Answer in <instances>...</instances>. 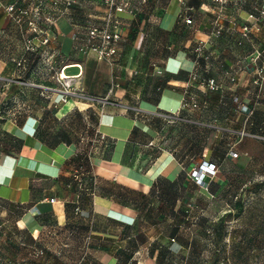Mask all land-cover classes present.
Listing matches in <instances>:
<instances>
[{
    "label": "crops",
    "instance_id": "crops-1",
    "mask_svg": "<svg viewBox=\"0 0 264 264\" xmlns=\"http://www.w3.org/2000/svg\"><path fill=\"white\" fill-rule=\"evenodd\" d=\"M13 1L22 0H0ZM127 1L132 13L119 14L113 63L73 49L72 34L105 11L100 0H76L50 25L51 68L34 52L17 65L23 35L33 31L29 20L16 23L0 7V264H193L206 248L207 225L219 217L210 190L219 182V156L209 141L219 139L220 79L249 75L254 48L264 52V22L243 38L248 2L226 0L219 10L212 0H184L191 22L178 23V0ZM215 19L218 36L211 34ZM38 25L46 26L43 18ZM198 41L207 58L194 52ZM60 69L78 75L86 94L117 105L60 101L46 88L57 86ZM192 70L219 88H197ZM186 91L197 107H181ZM203 111L214 122L200 118ZM177 123L216 129L193 139L176 133ZM202 159L218 168L208 189L187 173Z\"/></svg>",
    "mask_w": 264,
    "mask_h": 264
},
{
    "label": "rangeland",
    "instance_id": "rangeland-1",
    "mask_svg": "<svg viewBox=\"0 0 264 264\" xmlns=\"http://www.w3.org/2000/svg\"><path fill=\"white\" fill-rule=\"evenodd\" d=\"M250 66L249 75L219 81V139L209 141L219 156V182L210 186L219 198V217L207 225L206 248L193 264H264V52ZM255 68L262 75L256 82ZM199 117L214 122L215 115L203 111ZM172 128L193 139L216 129L187 123Z\"/></svg>",
    "mask_w": 264,
    "mask_h": 264
},
{
    "label": "built area",
    "instance_id": "built-area-1",
    "mask_svg": "<svg viewBox=\"0 0 264 264\" xmlns=\"http://www.w3.org/2000/svg\"><path fill=\"white\" fill-rule=\"evenodd\" d=\"M37 2L33 7L22 1H13L6 4L0 2V7L3 9L5 15L16 23H24L30 21V26L33 31L32 35H23L22 48L23 54L19 57L17 65L24 67L26 61V53L34 52L41 58V61L52 67V53L49 52L48 44L51 39L50 25L54 23L57 15L63 14L68 7H70L76 0H36ZM219 5V10L226 0H212ZM104 6L105 11L99 23L88 24L82 32L75 31L72 34V47L75 51L81 54L94 53L97 59L104 60L108 63H113L118 55V47L122 38L120 30V16L119 14L128 11L132 13L129 8L127 0H100ZM180 7L177 13V22L182 21L186 23L191 22V18L186 14L190 7L186 6L184 0H178ZM241 4L244 2L249 3V10L245 11V15L242 17L243 21L240 25V32L243 38H247L251 33L252 28L258 30L264 22V0H238ZM43 20L46 22V26L40 27L38 21ZM213 29L211 34L218 36L222 32V26L218 21L214 20ZM241 41H239L240 43ZM207 47L202 41L194 46L193 50L197 57L207 58L205 49ZM263 55L262 50L254 48V54L250 56L249 61L255 64L256 61ZM254 82L259 78H262L261 69L256 71L254 69ZM78 75H64L63 70L60 69L56 75L57 86H47L49 90L59 92L60 101H66L69 98H84L91 101H98L101 104L117 105V102L111 100L107 96L97 97L94 95L86 94L82 88L76 85V78ZM237 77L236 73H230L229 79L234 81ZM189 80L196 84L197 88H205L209 90H217L219 88V82L214 77H206L200 74L198 71L192 70L189 72ZM111 90V89H110ZM109 90V91H110ZM197 101L192 92H185V95L181 102V107H197ZM134 108V107H132ZM164 116L170 117L169 114ZM233 156H236V152H232ZM216 163L202 159L197 162H193L187 170V173L191 180L200 188L207 189L209 181L217 174ZM81 173L75 171L73 178L76 181L80 180ZM87 189V188H85ZM50 200H53L51 198ZM76 211H79V207H75ZM43 253L41 248H37L35 255L39 256Z\"/></svg>",
    "mask_w": 264,
    "mask_h": 264
},
{
    "label": "trees",
    "instance_id": "trees-1",
    "mask_svg": "<svg viewBox=\"0 0 264 264\" xmlns=\"http://www.w3.org/2000/svg\"><path fill=\"white\" fill-rule=\"evenodd\" d=\"M193 94H194V93H193ZM194 96H195V99H196V95H195V94H194ZM196 101H197V99H196ZM197 104H198V101H197ZM212 162H213V161H212ZM214 163H215V162H214ZM183 168H184V167H183ZM156 181H157V180H155V181L152 183V184H153L152 186H155V187H156V185H154V184L156 183ZM196 186H198V185H196ZM198 187H199V186H198ZM208 187H209V184H208ZM207 189H208V188H207Z\"/></svg>",
    "mask_w": 264,
    "mask_h": 264
},
{
    "label": "bare ground",
    "instance_id": "bare-ground-1",
    "mask_svg": "<svg viewBox=\"0 0 264 264\" xmlns=\"http://www.w3.org/2000/svg\"><path fill=\"white\" fill-rule=\"evenodd\" d=\"M64 75H66L65 73H63Z\"/></svg>",
    "mask_w": 264,
    "mask_h": 264
}]
</instances>
